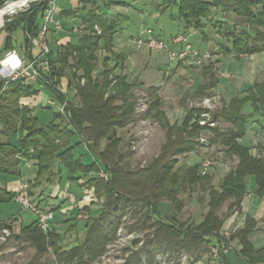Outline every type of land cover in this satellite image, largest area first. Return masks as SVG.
Wrapping results in <instances>:
<instances>
[{"label":"trees","instance_id":"trees-1","mask_svg":"<svg viewBox=\"0 0 264 264\" xmlns=\"http://www.w3.org/2000/svg\"><path fill=\"white\" fill-rule=\"evenodd\" d=\"M49 1L30 3L20 17L5 25L4 53L14 50L10 35L19 27L24 36L22 49H29L26 34L37 36ZM5 2L0 0V7ZM171 4L177 8V15L172 18L182 23L181 36L195 31L207 39L206 21L215 12L225 18L212 25L228 44L221 47L225 54L243 57L264 52V0H163L157 10L163 14ZM122 5L123 2L112 0H79L75 8L59 13V20L81 19L79 27L61 23V28L79 35L77 43L58 45L55 51L49 45L51 72L37 82L53 91L56 103L67 101L68 118L55 110L49 123L40 122L30 107L20 103L22 98L39 94L33 85L12 84L1 91L0 83V177L19 175L23 162L35 161L34 179L27 181L30 196L33 187L42 180L47 185L60 183L64 168L67 181L77 188L92 190L95 198L101 200L99 205L90 203L84 207L88 213L91 206L97 205L99 209L96 215L88 214L84 218V235L69 250H62L63 238L54 230H41L37 220L18 233H13L9 223L0 222V233L4 229L10 233L7 239L35 250L25 264H93L117 240L120 227L136 236L147 234L143 244L130 252L124 264H160L155 260L158 255L167 263L178 261L181 256H186L189 262H199L219 242L225 219L240 214L248 178L254 179L256 196H264L262 150L254 155L251 148L241 143L252 118H264V82L260 81H254L241 96L233 97L225 107L212 112L211 121L217 124L214 127L199 125L203 112L200 108L186 107L179 123H169L161 109L159 88H151L154 97L142 117H149L159 125L164 141L149 165L131 167L128 159L133 153L122 150L118 131L130 125L136 116L133 90L141 84L127 79L122 73L126 57L113 51L114 38L123 34L128 17L110 15L109 11ZM39 16L41 22L37 21ZM231 16L242 20L241 29L233 24ZM99 51L107 53L101 61L97 56ZM99 66L101 71L96 73ZM213 67L211 63L203 67V82L192 98L210 96L217 83ZM116 70L120 71L119 75L115 74ZM63 79L67 80V90L74 93L72 102L60 90ZM246 105L250 106L248 113L243 110ZM221 122L227 127L221 128ZM200 136L206 138L209 147H218L224 159H236L235 166L216 186L212 173L200 176L199 163L186 166L178 162L180 157L196 154L203 148L198 141ZM80 145H85L94 156L93 161L75 157ZM79 173L83 178L75 177ZM187 192H195L197 204L207 209L199 223L179 218L185 206L180 196ZM16 197L0 184V203ZM224 204L227 208L221 217L219 211ZM76 214L79 215L78 209ZM256 224L253 218L245 217L243 227L231 235L239 249L231 252L229 258L226 255L219 258V264H264V247L255 248L249 241ZM138 243L134 241L135 245Z\"/></svg>","mask_w":264,"mask_h":264},{"label":"rangeland","instance_id":"rangeland-1","mask_svg":"<svg viewBox=\"0 0 264 264\" xmlns=\"http://www.w3.org/2000/svg\"><path fill=\"white\" fill-rule=\"evenodd\" d=\"M58 10L68 9L76 6V2L79 0H55ZM123 2L124 5L116 6L110 9V15L121 14L128 17V22L125 24V30L121 35V39L117 38V49H113L115 53L116 50L120 51L125 57L126 61L124 63L123 74L131 82L140 83L141 87L133 90L134 96L136 98V116L133 122L128 125L123 130L118 131V136L122 139L121 148L123 151H130L133 155L128 159L132 168L146 167L149 165L150 161L158 154L161 144L164 141V133L159 127V125L149 119V117H142L139 112L143 107L141 105L145 104L147 106L153 100V93L150 89L159 88L157 94L162 100V110L164 111L169 123L176 124L179 123L184 115L186 107H190L198 101L193 99L191 94L199 84L202 83V70L198 65L184 64V62H178L177 59L170 60L169 52L178 53L179 47L171 44L170 35L180 32L182 29V23L177 19L174 20L173 17L177 15V8L173 4L169 6L166 12L160 14L157 9L159 5L163 3V0H112ZM32 3V2H31ZM18 11L17 13L7 16L4 18L3 26L0 29V58L4 53V43L7 37L6 33L2 32L5 29V25L10 23L14 19L20 17L24 10ZM115 12V13H114ZM206 21L209 24L208 34L213 37L215 35V29L211 25V22H215L214 16ZM237 29H241L242 20L231 16ZM38 22H41L40 16L37 18ZM229 21V20H228ZM232 24V23H228ZM76 26H81V19H76ZM147 31H151L152 38L162 41L167 50H162L159 52H151L147 48L142 47L137 49L138 38L142 41L150 38ZM67 43L75 45L77 43L78 34L69 33ZM176 37V36H175ZM187 38V42L195 46L198 45L194 43L192 38ZM10 41L12 47L18 53L22 52L24 44L23 30L21 27L16 28L10 35ZM215 43H223L221 36L216 35L214 37ZM119 42V43H118ZM66 44V43H65ZM50 46L52 51H55V47ZM59 45V44H58ZM209 48L211 49V55H214L219 49L214 43H211ZM38 51L33 49L32 54L37 55ZM99 61H101L107 53L105 51H99L97 53ZM211 60V59H210ZM208 60V61H210ZM207 61V62H208ZM187 61H185L186 63ZM114 64L113 61L110 62V66ZM101 71V66L98 67L96 73ZM116 75L120 74L119 70L115 71ZM36 91H39L38 95L31 96L29 98L33 99L31 102L36 107L32 110V115L36 117L40 122L49 123L52 120L53 112H55L56 107H52L51 110L46 109L47 100H55V95L53 91L45 86L43 83L35 82L32 84ZM67 80L63 79L60 83V90L68 98L70 102L74 99L73 91L67 90ZM26 98V97H25ZM22 98V99H25ZM20 100V103L22 102ZM26 104V103H25ZM146 109V108H145ZM244 112L249 111V106L244 107ZM140 113V114H139ZM211 119V116H210ZM264 120V119H263ZM264 124V121H260L256 125L258 128L260 125ZM217 125V124H216ZM221 128H226L227 124L221 122L219 124ZM253 133L248 131L244 137V144L248 145L252 140ZM103 144L101 145V147ZM80 149L75 150V157L80 156L86 157L91 155L88 153L85 145H81ZM214 159L216 165L209 173L214 175L213 184L217 185L219 179L236 164V159L228 160L224 159L223 153L218 147L211 146L210 148L204 147L196 154H190L186 157L182 156L179 158V165H193L195 163H201L205 159ZM94 160V156L91 155L90 158L85 160L86 162ZM62 170V180L59 183H53L52 185H47L45 182L37 184L33 187L32 196L28 194L30 204L34 205L39 213L43 215L51 214L48 220V225L51 230H54L56 234L61 236L62 242L60 247L62 250H69L75 246L79 240L82 239L84 235V218L88 214L96 215L95 211L99 209L97 205L101 203V200L95 198L92 190H86L82 188H77L74 184L67 181V173L64 168ZM27 170L24 166L20 168L19 175L8 176L2 175L0 177V183L3 187L6 184H12L13 181H19V186L21 190V185L24 181H29L34 179V175L28 178ZM75 177H82L83 174H76ZM19 190V188H17ZM17 189H13L16 193ZM28 189V188H27ZM255 182L253 178H248L246 185V195L241 204L242 215L251 217L255 215L259 210V198L255 194ZM20 192V191H19ZM66 192H70L74 195L76 204L73 205L79 210V215L76 216V220H72V216L66 212L63 214L64 210L70 208V204L65 200L64 195ZM28 193V191H27ZM180 199L184 201V208L182 209L179 218L182 221H192L199 223L203 214L206 213V208H201L196 202V193L187 192L180 196ZM61 200V201H60ZM82 203L86 206L82 207ZM90 203H95L97 205L90 207V212H84V207H89ZM81 205V208H79ZM59 207L58 210L53 209ZM227 204H224L219 215L223 217L225 215ZM17 219V225L13 228V233H18L21 228L30 225L32 222L37 220V216L30 210L24 209L21 204L16 201H8L0 203V222H7L12 224V220ZM241 218L240 214H233L225 219V228L229 227L231 235L234 233L236 228V223ZM262 225L258 231L251 235L250 240L255 248L264 247V234H261V230L264 227V218L261 221ZM10 224V225H11ZM74 225V226H73ZM73 226V227H71ZM121 228V227H120ZM123 228V227H122ZM41 229V228H40ZM49 229V230H50ZM42 230V229H41ZM43 230V231H49ZM147 234L144 232L139 235H134V239L115 241L112 245L106 248L105 254L99 258L93 264H124V261L129 257L132 250L138 249L140 246L134 244V241H145L144 236ZM1 236V233H0ZM117 236V235H116ZM230 246L231 250L229 252L234 253L238 248V244L231 240L230 236ZM212 248V247H211ZM228 252V253H229ZM35 254V250L28 245L16 243L13 239H6L4 242L0 240V264H25L32 259ZM159 256V255H158ZM155 260L160 262V264H168L166 259H160L158 261L157 257ZM52 256L49 255L48 259ZM159 258V257H158ZM160 258H162L160 256ZM173 264H180L174 259L171 261ZM184 264H219V258H214V255L210 252L207 256L203 257L199 262L192 263L186 262Z\"/></svg>","mask_w":264,"mask_h":264},{"label":"built area","instance_id":"built-area-1","mask_svg":"<svg viewBox=\"0 0 264 264\" xmlns=\"http://www.w3.org/2000/svg\"><path fill=\"white\" fill-rule=\"evenodd\" d=\"M33 2H41V0H34ZM32 2V3H33ZM28 7V6H27ZM58 8L56 6L55 0H50L48 6L45 9L42 17V22L40 30L36 37H31L26 34V38L29 41V49L27 51L22 49V53H18L15 50L6 52L0 59V83L2 84L1 91H5L10 85L18 84L20 86L32 85L33 83L43 79L51 72V66L49 64V54L50 47L48 44L47 36L50 33V28H53L55 31L61 29L59 20L56 19L58 15ZM74 32L76 30L74 29ZM151 31H147V34L150 35ZM137 49L142 47L147 48L151 52H159L162 50H167L166 45L154 38H148L145 41H142L138 38L137 40ZM171 44L181 45L182 48L178 53H169V59L175 60L178 62L192 61L193 64L201 66L204 62L211 59V55L208 52H200L199 50H193L191 45L187 42V38L184 36H176L171 40ZM35 49L38 51L37 55L32 54V50ZM217 97H205L200 101L195 102L191 105L190 108H200L203 110L200 115L199 125L202 127H214L215 122L211 121L210 116L218 104ZM46 105L50 107H56V112L60 113L64 118H68L70 115L66 112L67 101L63 103H56L54 100H47ZM143 108L139 111L143 115L146 111V105H141ZM136 113V111H135ZM139 113V114H140ZM199 144L204 148L208 146L207 140L204 136H200ZM264 159V151L260 155ZM216 163L214 159L208 158L200 163L199 174L200 176H205L207 173L215 167ZM27 166V164H26ZM29 167V166H28ZM28 183L24 181L21 185V190L16 197L24 209H30L37 216V225L42 230H49L48 220L50 219L51 214L43 215L39 213L38 209L30 204L28 197ZM64 198L71 204H76V199L72 194L65 193ZM10 233L8 230H2L0 240L4 242ZM230 228L227 227L223 232L220 233L219 242L211 248V253L214 255V258H221L226 255L230 250ZM134 239V234L127 233L122 227L117 230V241ZM143 244L142 241L138 243L139 246ZM159 257V258H158ZM157 259L160 261V256ZM180 264L189 262L186 256H181L178 260ZM177 261V262H178ZM168 264H173L172 262Z\"/></svg>","mask_w":264,"mask_h":264},{"label":"crops","instance_id":"crops-1","mask_svg":"<svg viewBox=\"0 0 264 264\" xmlns=\"http://www.w3.org/2000/svg\"><path fill=\"white\" fill-rule=\"evenodd\" d=\"M9 1H14V0H6V2H9ZM72 1H74V0H72ZM77 4H78V1L76 2V6H77ZM75 7H72V8H75ZM69 9H71V8H69ZM62 10H64V9L58 10L59 12H58V15L56 16L57 20H59V18H60L59 13ZM76 19L59 20V22H60V25L63 22V23H65V26L69 27L70 24L75 25ZM213 20L223 22V21H225V18L222 15H220L219 13H216ZM214 23L215 22H211V25H213ZM208 24L209 23L206 22V28L204 30L205 35L208 37L207 39L202 34L195 32V31H189L185 35L188 38H192L194 43L198 42L197 46L190 44L188 42L191 45V48L193 50H199L200 52H210L211 49L209 48V46L211 43H214V45H216L219 48V49H217V51L214 55L210 54L211 55L210 61H208V62L206 61L201 66H199L202 70V73H203V67L209 65L210 63L214 65L213 72L215 73L217 83H216L215 87L211 90L210 96H207V97H217L218 98L219 102H218L216 108L214 109V111H217V110L225 107L233 97L241 96L243 91H245L247 88H249L254 81L264 82V52L259 53V54H255L252 56H243V57H237L234 54H225L221 50V47L222 46L228 47V44L225 41H223V43H215L214 37L217 34L215 32V35H213V37L208 34V29H209ZM50 30L51 31L47 36L48 44L50 46H52V45L54 46V44H57L56 46H58V44L62 45V44L67 43V41H68L67 35L69 34V32L67 30H64L63 28H61L58 31H55L53 28H50ZM177 35H182V29L180 30V32H177V33L170 35V39L177 36ZM120 37H121V35L116 36L114 38L113 49L118 48L116 45L117 44L116 42L118 41L117 38H120ZM54 38H56V41H53ZM173 45L178 46L179 50L182 48L181 45H178V44H173ZM116 51H117V53H121L118 50H116ZM184 64L193 65L192 61H190V60H188L186 63L184 62ZM193 66H195V65H193ZM202 82H203V79H202ZM201 84H199L197 86V88ZM196 89H195V91H196ZM195 91H193V93ZM193 93L191 94V97L193 96ZM34 99H36V98L33 97V99H31V98L22 99V102H23V100H24V102L21 104L26 105L33 110L36 106L33 103L30 104L28 102H31V100L33 101ZM201 99L202 98L197 99V100L200 101ZM195 102H197V101H195ZM190 107H188V108H190ZM248 112H250V106H249ZM263 119L264 118H260L259 116H255L252 118V120L248 126L247 132L251 131V133H253V136H252V140L249 142L248 145L244 144V137L245 136L241 140V143H243L247 147L251 148L250 151L254 155H257L258 152L261 150L264 151V124L260 125L258 128L256 127V125L259 124L260 121L261 122L264 121ZM75 142H77V140H75L74 143ZM79 147H77V149H80ZM207 148H210V147L207 146ZM90 157H91V155H87L86 157L83 158V160H87ZM91 161H93V160H91ZM88 162H89V160H88ZM26 164H27V166H26ZM22 166H24L26 168V170H27L26 174H27L28 178H30L33 175L35 176V173H36V162L35 161L23 162L21 167ZM13 182L14 183H12V184H6L4 187L6 188L7 191H9L11 193H15V192H13L14 191L13 189L19 188V190L17 189L16 193H15L16 195H18V193L20 191V186L18 185L19 181H13ZM60 183H59V185H60ZM1 186H3V185L1 184ZM244 198H245V196H244ZM244 198H243V200H244ZM14 200H16V198ZM243 200H242V202H243ZM258 200H259L258 206H259L260 211L255 213V215L251 216V218H253L254 221H256V223H257L256 229L254 232L259 230L260 225H262L261 221L264 218V196L262 198H259ZM82 204H83L82 207L86 206V204H84V203H82ZM79 208H81V205ZM76 210L77 209L75 207H73V205L70 204V208L68 210H64L62 213L64 214L66 212L67 214L72 216L71 218L73 220L77 216ZM240 216H241V218H239L240 220L238 221V223H236V228L234 229V232L238 229H241L244 225L245 216L242 215V209L240 212ZM10 220H12V224L10 222L12 228H15L17 225V219L15 218V219H10ZM225 224L226 223H223V226L220 230V233L226 229ZM261 230L263 231L261 234H264V227ZM254 232L251 235H253ZM251 235L249 236L250 242H251V240H250ZM230 253L231 252L226 254V256L228 258L230 256Z\"/></svg>","mask_w":264,"mask_h":264},{"label":"bare ground","instance_id":"bare-ground-1","mask_svg":"<svg viewBox=\"0 0 264 264\" xmlns=\"http://www.w3.org/2000/svg\"><path fill=\"white\" fill-rule=\"evenodd\" d=\"M15 1V0H14ZM34 0H20L7 4L5 7L0 9V29L3 26L4 18L17 13L23 8L27 7Z\"/></svg>","mask_w":264,"mask_h":264},{"label":"water","instance_id":"water-1","mask_svg":"<svg viewBox=\"0 0 264 264\" xmlns=\"http://www.w3.org/2000/svg\"><path fill=\"white\" fill-rule=\"evenodd\" d=\"M17 1H20V0H15V1H9V2H6V3H4V4L0 7V9L3 8V7H5V6H6L7 4H9V3L17 2Z\"/></svg>","mask_w":264,"mask_h":264}]
</instances>
